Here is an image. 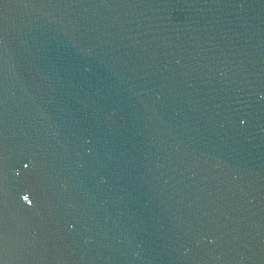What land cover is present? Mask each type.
<instances>
[{"label":"water","instance_id":"95a60500","mask_svg":"<svg viewBox=\"0 0 264 264\" xmlns=\"http://www.w3.org/2000/svg\"><path fill=\"white\" fill-rule=\"evenodd\" d=\"M0 264H264V0H0Z\"/></svg>","mask_w":264,"mask_h":264},{"label":"snow or ice","instance_id":"6c2138e0","mask_svg":"<svg viewBox=\"0 0 264 264\" xmlns=\"http://www.w3.org/2000/svg\"><path fill=\"white\" fill-rule=\"evenodd\" d=\"M25 200H29V197H25Z\"/></svg>","mask_w":264,"mask_h":264}]
</instances>
